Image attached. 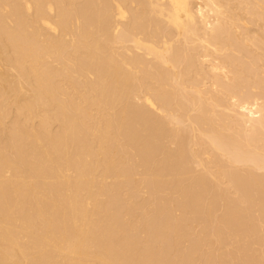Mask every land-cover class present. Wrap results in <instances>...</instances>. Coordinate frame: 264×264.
I'll return each mask as SVG.
<instances>
[{"label": "bare ground", "instance_id": "6f19581e", "mask_svg": "<svg viewBox=\"0 0 264 264\" xmlns=\"http://www.w3.org/2000/svg\"><path fill=\"white\" fill-rule=\"evenodd\" d=\"M0 264H264V0H0Z\"/></svg>", "mask_w": 264, "mask_h": 264}]
</instances>
